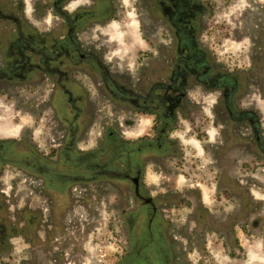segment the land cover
<instances>
[{
  "label": "flooded vegetation",
  "instance_id": "obj_1",
  "mask_svg": "<svg viewBox=\"0 0 264 264\" xmlns=\"http://www.w3.org/2000/svg\"><path fill=\"white\" fill-rule=\"evenodd\" d=\"M120 1L0 0V260L13 234L35 244L30 232L42 219L48 237L55 230V264H85L80 246L111 195L119 227L111 264H194L186 258L196 249L205 258L210 209H195L196 193L175 185L184 168L181 124L211 144V121L201 114L213 94L224 156L243 159L241 170L264 163L261 117L237 109L235 78L213 65L203 43L207 3L141 0L151 31L159 24L167 43L143 39L128 80L112 58L118 40L109 37L123 19ZM93 100L109 102L115 118L96 125ZM22 118L29 123L17 124ZM238 128L241 138L229 139ZM189 204L182 235L175 217ZM36 248L45 247L32 245L31 259Z\"/></svg>",
  "mask_w": 264,
  "mask_h": 264
},
{
  "label": "rangeland",
  "instance_id": "obj_2",
  "mask_svg": "<svg viewBox=\"0 0 264 264\" xmlns=\"http://www.w3.org/2000/svg\"><path fill=\"white\" fill-rule=\"evenodd\" d=\"M204 3L210 7V15L204 18L206 31L202 39L209 48L211 61L215 67L235 78L238 85L234 99L237 109L253 111L254 115L261 117L264 129V0H204ZM117 5L122 6L119 10L124 14L121 22L115 21L109 28V37L113 41L115 38L118 40L114 41L116 48L112 58L119 62L120 73L132 80L137 53L146 51L143 39H153L156 45L167 43V40L161 36L159 24L151 31L152 25L148 22L146 8H143L141 0L139 5L136 0H122ZM216 101V95H211L208 103L211 104V111L205 105L206 111L201 114L211 121V126L206 128L211 144L208 141L199 143L189 130L192 125L188 123L183 122L179 132L184 168L177 171L179 175L175 186L195 192L193 207L204 209L206 206L211 216V222L206 225L209 238L205 242L207 256L202 258L204 255H196V249L190 252L186 260L194 264H264V163L256 165L259 167L256 171L241 170L239 167L243 159L224 156L222 143L226 139V129ZM93 102L98 115L96 125L101 121L100 117L115 118L116 115L111 114L109 102ZM191 112L197 121L200 115L194 108H191ZM123 119L131 123L128 113ZM47 120L48 115L44 114L42 124L47 126L50 123ZM27 121L29 123V120L22 118L16 123L20 125ZM127 130L130 131V128ZM235 131H230L229 139L230 136L231 139L241 138L239 134L242 130L238 128ZM12 133L16 131L12 130ZM96 133L98 131L94 130L91 135ZM208 145H211V154ZM112 198L113 195L109 197L108 209L100 212L94 229L82 241L80 251L84 259L80 261L85 264H111L114 261L115 234L119 227L117 212L111 209ZM190 205L186 208L183 206L180 215L175 217L178 220L175 225L179 227H173V230L179 229L182 235L186 233L180 229V223L189 215ZM41 223L42 219H39L38 226L30 232L37 237L35 244L24 241L20 234H13L15 237L10 241V255L0 260V264H55V230L48 237L47 232L39 227ZM240 223L244 225L235 227ZM231 235L239 240L238 246L228 240ZM32 245L45 247L42 251L36 248L33 259L29 253ZM197 257H200L199 262H196Z\"/></svg>",
  "mask_w": 264,
  "mask_h": 264
}]
</instances>
